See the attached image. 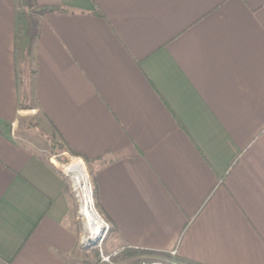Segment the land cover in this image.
Wrapping results in <instances>:
<instances>
[{"label":"crops","instance_id":"0c3cea01","mask_svg":"<svg viewBox=\"0 0 264 264\" xmlns=\"http://www.w3.org/2000/svg\"><path fill=\"white\" fill-rule=\"evenodd\" d=\"M30 42L26 110L91 159L117 244L264 264V0H0V264H80L59 164L15 139Z\"/></svg>","mask_w":264,"mask_h":264},{"label":"rangeland","instance_id":"374dc122","mask_svg":"<svg viewBox=\"0 0 264 264\" xmlns=\"http://www.w3.org/2000/svg\"><path fill=\"white\" fill-rule=\"evenodd\" d=\"M22 6V5H21ZM21 16L19 17V33L22 35L24 33V25L29 24L31 29L34 30L36 25V19L35 13L33 10L28 9L27 7H22V10L20 11ZM24 56L22 53H19V68L24 66ZM29 63L28 67L30 70V74L32 75V72L34 70V52L31 51L28 57ZM22 74L20 72L19 78H22ZM33 78V75H32ZM31 78V80H32ZM29 81V95L30 91L33 88V80ZM30 103L33 105L35 104L34 101L30 98ZM54 129L49 126V123H46L43 121L41 112H33L32 110H26L22 112V114L19 116V119L15 126L14 134L17 138L16 140L25 143L26 145H30L35 152L45 158L52 159L56 161L59 164V167L61 171L63 172L65 176V180L67 182L68 186V192L71 199L72 207L75 211L76 215V228H77V234H78V248L73 254V259L78 261L80 264H134L136 261L139 264H141L145 259L143 258L144 254L140 256H132L128 259H121L116 260L115 257L118 256L123 250L124 247H121L119 244H117L115 240V234H116V228H114L113 224L105 218V216L102 214L101 210L99 209L96 201L95 196V190L96 185L93 180V172H94V166L90 167L88 163L80 156H75L71 154L66 149H58L56 147H53V139L57 140L56 138H59L57 134L54 133ZM77 158H81L85 165L86 170L88 173V182L87 185L92 189V197L95 204V207L97 208L98 214L102 216L106 221L109 223V230L106 232V234L100 238H96L94 240H85L83 241L88 235L91 234V225L93 223L88 221V218L85 214L81 211V208L83 207L82 203V196L85 193L83 186L77 185L74 181L73 176L66 171V166L70 163H73ZM94 226V225H93ZM95 228H99V226H94ZM101 236V235H100ZM114 239V240H113ZM177 249V248H174ZM177 253V252H176ZM147 254V253H146ZM108 259V260H107ZM152 260V259H151ZM137 264V262L135 263Z\"/></svg>","mask_w":264,"mask_h":264},{"label":"trees","instance_id":"16d2710c","mask_svg":"<svg viewBox=\"0 0 264 264\" xmlns=\"http://www.w3.org/2000/svg\"><path fill=\"white\" fill-rule=\"evenodd\" d=\"M63 11V12H75V11H81V12H84L82 10H75V9H72V8H69L67 6H60V7H57V8H44L43 9V13L46 12V11ZM97 13L99 14H103L102 13V10L98 9L96 10ZM18 47V46H17ZM20 48V47H19ZM18 48V49H19ZM33 49V42H30L26 47L25 49H22V55L24 56V66L19 68V75H20V72L21 74L23 75L22 78L20 77V82H21V85H22V100L20 102V107L21 109H30L32 108V104L30 103V95H29V81L31 80L32 78V75H33V78L32 80L34 81L35 79V74H36V68L34 67V70L32 72V75L30 74V70H29V60H28V57H29V54L31 53ZM31 80V81H32ZM5 126H8V128H11V124H5ZM0 131H1V128H0ZM56 132H58L57 129H55V134ZM53 139V147H56L58 149H66L67 151H69L71 154L75 155V156H80L82 157L86 162L90 163L91 162V159H89L88 157H86L85 155H83L81 152L79 151H76L75 149H73L67 142L66 140L64 139L63 136H61V134L59 135V138H56L57 140H55V138H52ZM93 180L95 182V173L93 172ZM95 196H96V199H97V188L95 190ZM97 205L99 207V209L101 210L102 214L105 216V218L107 220H109L114 228H116V226L114 225V221L110 218V216L108 215V213L106 211H104V209L102 208L101 204L97 201ZM153 251L151 250H147V249H143V248H135V247H130V246H125L124 247V250L118 255L115 257L116 260H121V259H128L130 257H134V256H140L142 254H146V253H152ZM137 264H139L138 262H140L139 260L136 261ZM135 262V263H136ZM134 263V264H135ZM191 264H201V263H198V262H194V261H190ZM126 264H130V263H126Z\"/></svg>","mask_w":264,"mask_h":264},{"label":"built area","instance_id":"2783aa9c","mask_svg":"<svg viewBox=\"0 0 264 264\" xmlns=\"http://www.w3.org/2000/svg\"><path fill=\"white\" fill-rule=\"evenodd\" d=\"M85 191V193L82 196V203H83V207L81 208V211L83 212V214L86 215V217L88 218L89 221V210H87V207L89 206V208L91 209V211H93L95 213V215L99 218V220H101V225L100 227L97 229L94 226H91V234L88 235V237H86L83 241L85 240H94L96 238H100L102 236H104L106 234V232H108L110 226L109 223L106 221V219H104L102 216H100L98 214L97 208L95 207L94 201H93V197L91 195L92 193V189L86 184L85 186L82 187ZM101 235V236H100ZM86 243V241H85ZM177 249H173L171 251L172 254H176ZM108 260V259H107ZM141 264H180L176 261L173 260H162V259H150V260H144Z\"/></svg>","mask_w":264,"mask_h":264},{"label":"bare ground","instance_id":"6f19581e","mask_svg":"<svg viewBox=\"0 0 264 264\" xmlns=\"http://www.w3.org/2000/svg\"><path fill=\"white\" fill-rule=\"evenodd\" d=\"M66 171L70 173L77 185L85 186L88 182V173L86 170V165L81 158H77L73 163H70L66 166ZM89 210V220L93 223L94 226L101 225V220L95 215L93 211L87 207ZM90 224V223H89ZM91 225V224H90ZM91 225V226H93Z\"/></svg>","mask_w":264,"mask_h":264}]
</instances>
